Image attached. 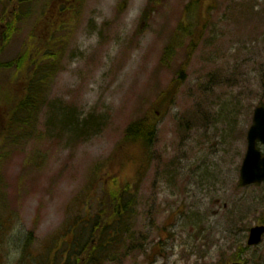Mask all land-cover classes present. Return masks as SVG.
I'll return each instance as SVG.
<instances>
[{
	"label": "rangeland",
	"instance_id": "obj_1",
	"mask_svg": "<svg viewBox=\"0 0 264 264\" xmlns=\"http://www.w3.org/2000/svg\"><path fill=\"white\" fill-rule=\"evenodd\" d=\"M147 1L74 0L62 16L49 0H0V27L13 31L0 39V66H11L0 105L17 92L29 35L52 30L44 17L64 19L45 102L0 161V264H43L73 234L77 249L115 243L117 227L103 240L89 228L117 205L105 191L122 186L129 232L92 252L101 264H264V234L247 244L264 225V181L240 183L264 105V0H155L142 19ZM142 117L156 124L153 143L144 163L125 164L113 150Z\"/></svg>",
	"mask_w": 264,
	"mask_h": 264
},
{
	"label": "trees",
	"instance_id": "obj_2",
	"mask_svg": "<svg viewBox=\"0 0 264 264\" xmlns=\"http://www.w3.org/2000/svg\"><path fill=\"white\" fill-rule=\"evenodd\" d=\"M155 0H148L142 13V19L149 13L150 3ZM74 0H49L46 6L51 7L52 5H57L62 16L67 15L70 5ZM157 3V0L155 1ZM70 5V6H69ZM65 13V14H64ZM7 16L11 15L8 12L5 13ZM45 14V13H44ZM15 16V15H14ZM45 26L51 28L52 30L47 33V35H29L28 41L31 42V46L25 53V59L22 65H14L16 68V73L11 80V85L16 86L17 92H13L10 89H6L5 103L0 105V161L7 154V147L10 145L12 140L19 138V133L31 132L30 119L35 117L39 109L43 106L49 83L52 82L53 77L57 72L58 67V57L62 53V43L55 42V35L58 34L60 27L62 26L64 19L60 21L56 19H49L44 17ZM12 28L10 27H0V39L2 41H7L8 37L12 33ZM39 47V50H34ZM168 49H166L167 51ZM37 55V59L33 60V56ZM25 63H28L29 71H25ZM10 64H5L0 66V82H4V78L8 75V68ZM183 69L180 72L182 78ZM70 117L65 118L66 123L70 120ZM73 122V120L71 119ZM71 122V123H72ZM86 122V121H85ZM92 122V121H91ZM65 123V124H66ZM91 125V124H90ZM90 125L85 127V130L90 127ZM81 127V126H80ZM79 126L77 129L80 128ZM80 131V130H79ZM156 133V124L148 117H142L140 119L131 121L125 128L122 139L118 142L113 150L114 157L121 156L118 160L124 159V163H137L141 165L146 160V155L150 146L153 143V139ZM134 150L135 154L131 157L130 151ZM122 162V161H121ZM2 177L0 176V182ZM107 188H105L106 190ZM104 190V191H105ZM125 187L117 189V192L112 190H106L108 195H115L119 198L117 205L114 207L113 197L111 200L107 201V206L105 207L104 214L100 217L94 219V223L89 228L91 236H97L106 238L105 235L109 228L117 227L113 229V233L116 234L115 243L114 240L102 241L104 244L101 246L94 245L93 249L90 250L84 247L77 249V241L74 240V234L72 237L67 236L66 240L62 242L59 249L52 253V257H48L43 261L45 264H101V260H105L106 257L95 258L94 255H98L95 251H100L104 246H115L118 247V243H122L124 236H127L129 232L131 213L128 209L130 203L129 199L122 201V195L124 196ZM3 200L0 196V207ZM2 216L0 211V217ZM86 218L85 220H88ZM71 227V225H69ZM84 228V227H80ZM5 230V225L0 218V244L3 242V234ZM81 231H83L81 229ZM119 236V238H118ZM131 238V236H128ZM109 248H106L108 250ZM80 252V253H79ZM96 259V260H95ZM43 263V264H44ZM41 264V261L35 263Z\"/></svg>",
	"mask_w": 264,
	"mask_h": 264
},
{
	"label": "water",
	"instance_id": "obj_3",
	"mask_svg": "<svg viewBox=\"0 0 264 264\" xmlns=\"http://www.w3.org/2000/svg\"><path fill=\"white\" fill-rule=\"evenodd\" d=\"M256 140L264 143V106L254 110L253 123L247 133V150L240 168L241 183L243 185L264 180V157L256 148ZM264 225H255L250 228L247 240L248 245H253L261 240ZM232 264H241L233 262Z\"/></svg>",
	"mask_w": 264,
	"mask_h": 264
}]
</instances>
